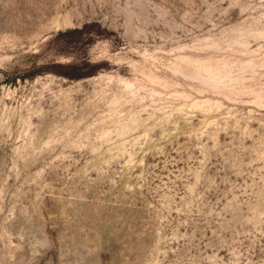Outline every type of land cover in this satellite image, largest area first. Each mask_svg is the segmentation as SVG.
Segmentation results:
<instances>
[{"label":"rangeland","instance_id":"rangeland-1","mask_svg":"<svg viewBox=\"0 0 264 264\" xmlns=\"http://www.w3.org/2000/svg\"><path fill=\"white\" fill-rule=\"evenodd\" d=\"M0 264H264V0H0Z\"/></svg>","mask_w":264,"mask_h":264}]
</instances>
